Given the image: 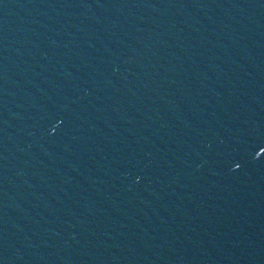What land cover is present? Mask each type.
<instances>
[{
	"label": "water",
	"instance_id": "1",
	"mask_svg": "<svg viewBox=\"0 0 264 264\" xmlns=\"http://www.w3.org/2000/svg\"><path fill=\"white\" fill-rule=\"evenodd\" d=\"M264 83V0H0V264H170Z\"/></svg>",
	"mask_w": 264,
	"mask_h": 264
}]
</instances>
